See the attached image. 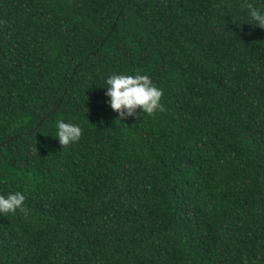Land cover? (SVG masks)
<instances>
[{"label":"trees","instance_id":"16d2710c","mask_svg":"<svg viewBox=\"0 0 264 264\" xmlns=\"http://www.w3.org/2000/svg\"><path fill=\"white\" fill-rule=\"evenodd\" d=\"M247 20L244 0H0V193L27 209L0 215V264H264V28ZM114 72L148 74L163 110L121 118Z\"/></svg>","mask_w":264,"mask_h":264},{"label":"clouds","instance_id":"9594fccd","mask_svg":"<svg viewBox=\"0 0 264 264\" xmlns=\"http://www.w3.org/2000/svg\"><path fill=\"white\" fill-rule=\"evenodd\" d=\"M248 20L251 25L264 28V8L255 6L252 0H244ZM244 23V22H243ZM106 89V103L117 112L121 118L138 116L143 112L149 116L162 111L161 103L163 89L156 86L148 74L112 73L101 84ZM138 110V111H137ZM82 128L72 122L57 121L55 137L60 145L67 146L79 141ZM26 195L21 190L0 193V215H14L17 211L27 214L24 201Z\"/></svg>","mask_w":264,"mask_h":264}]
</instances>
